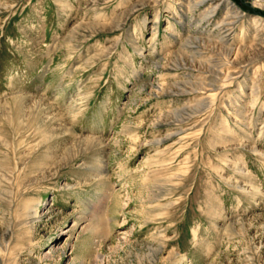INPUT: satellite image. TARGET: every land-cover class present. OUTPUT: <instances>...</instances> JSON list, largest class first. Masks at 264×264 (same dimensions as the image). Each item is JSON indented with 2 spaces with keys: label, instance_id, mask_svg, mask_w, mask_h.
Listing matches in <instances>:
<instances>
[{
  "label": "rangeland",
  "instance_id": "1",
  "mask_svg": "<svg viewBox=\"0 0 264 264\" xmlns=\"http://www.w3.org/2000/svg\"><path fill=\"white\" fill-rule=\"evenodd\" d=\"M194 1L0 0V264H264V57L185 60L260 35Z\"/></svg>",
  "mask_w": 264,
  "mask_h": 264
},
{
  "label": "bare ground",
  "instance_id": "2",
  "mask_svg": "<svg viewBox=\"0 0 264 264\" xmlns=\"http://www.w3.org/2000/svg\"><path fill=\"white\" fill-rule=\"evenodd\" d=\"M158 1L159 0H154V3ZM206 3L208 5L207 16L210 18V20L212 19L211 17H214L215 14L218 13L220 7H222L223 5L226 6L225 17L222 19V23H224V26L226 27L225 28L223 26V28H225L224 32H227L230 29L229 25L237 23V22H242V21L243 23H245V20H247L246 21L247 24L250 26H254L255 28L254 30L257 31L258 35H260V38L257 39L258 41L256 40L257 42L253 45L238 47V48L236 47L235 49L225 47L223 40L225 39L226 36H223L221 39L216 40V41L202 40L199 38H191L187 40L185 47L188 48V50L190 49L193 50L194 52L192 54H188V56L185 57L186 62H188L190 65H195V66L197 64H200L199 66H203L204 68L209 69V71H214L216 73V65L218 66L221 63L222 64H225V63L232 64V65L234 64L237 66L239 65L245 66L255 61H258L264 57V17H261V16L257 17V16L245 14L236 5H234L231 0H195L194 4L193 5L191 4V5L193 9H195ZM259 5H262V4H259ZM203 47H212L218 50V52L213 51L214 49L212 50L214 52L213 54L216 55V61L207 63V64L201 61H196L195 55L200 53L201 50H204ZM219 75L221 77H225L228 79L233 76V73L228 72L225 75H222V74H219ZM186 85L191 87L193 85V82L186 81ZM200 85L202 86V84ZM195 87L196 88H193V89L180 88L176 91V93H181V94L186 93L187 94L189 92H194V91L209 88V87L207 88V84H204L203 87H200V86L197 87V85H195ZM209 97L210 96H205L202 100H200L194 106L190 105L188 107L181 109L180 110L181 112L180 117L182 118L181 120H184L187 117H190L193 114L205 108V106L208 105V101H210Z\"/></svg>",
  "mask_w": 264,
  "mask_h": 264
}]
</instances>
